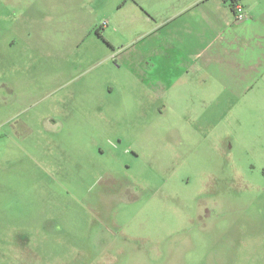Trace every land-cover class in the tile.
Wrapping results in <instances>:
<instances>
[{"label":"rangeland","instance_id":"374dc122","mask_svg":"<svg viewBox=\"0 0 264 264\" xmlns=\"http://www.w3.org/2000/svg\"><path fill=\"white\" fill-rule=\"evenodd\" d=\"M55 25L0 66V264H264V86L208 63L147 102Z\"/></svg>","mask_w":264,"mask_h":264},{"label":"crops","instance_id":"0c3cea01","mask_svg":"<svg viewBox=\"0 0 264 264\" xmlns=\"http://www.w3.org/2000/svg\"><path fill=\"white\" fill-rule=\"evenodd\" d=\"M235 1L247 16L241 23L230 0H0V66L22 69L29 52L35 63L50 51L42 37L47 20L75 38L63 49H81L87 71L114 62L133 79L128 93L147 102L196 86L187 75L208 63L232 85L264 86V0Z\"/></svg>","mask_w":264,"mask_h":264},{"label":"built area","instance_id":"2783aa9c","mask_svg":"<svg viewBox=\"0 0 264 264\" xmlns=\"http://www.w3.org/2000/svg\"><path fill=\"white\" fill-rule=\"evenodd\" d=\"M233 9H234L235 19L237 23H241L247 18L246 13L244 12L243 6L236 4Z\"/></svg>","mask_w":264,"mask_h":264},{"label":"trees","instance_id":"16d2710c","mask_svg":"<svg viewBox=\"0 0 264 264\" xmlns=\"http://www.w3.org/2000/svg\"><path fill=\"white\" fill-rule=\"evenodd\" d=\"M231 2H232V4H231V7H232V10L234 11V6L236 5V1L235 0H230Z\"/></svg>","mask_w":264,"mask_h":264}]
</instances>
